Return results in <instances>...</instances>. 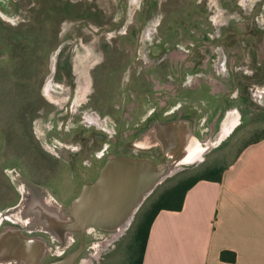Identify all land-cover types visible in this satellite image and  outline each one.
I'll list each match as a JSON object with an SVG mask.
<instances>
[{
  "label": "rangeland",
  "instance_id": "rangeland-1",
  "mask_svg": "<svg viewBox=\"0 0 264 264\" xmlns=\"http://www.w3.org/2000/svg\"><path fill=\"white\" fill-rule=\"evenodd\" d=\"M138 1L0 0V213L12 211L22 201L19 175L38 190L35 200L47 194L55 205L67 209L83 184L98 177L107 159L146 158L145 148L136 143L147 130L152 97L162 92L163 101L171 104L162 102V118H174V113L166 116L164 108L173 109L180 96L174 89L181 86V67L190 65L188 69L211 72L215 80H222L226 77L218 75L215 66L227 65L228 88L240 83L236 104L245 112L256 106L264 112V105L254 98L257 89L264 90V53L255 45L264 42V0ZM228 39H234L229 51ZM154 47H162V57L166 54L161 78L146 58ZM66 50L71 90L64 75L53 70L55 56ZM139 66L154 73L157 80L151 76L149 81L155 86L161 79L162 87L142 89L132 83ZM52 78L54 101L43 92ZM185 80L187 87L194 84V79ZM85 130L98 132L102 140L98 138L97 148L83 156L78 133ZM92 161H100L99 167L91 166ZM191 167L180 166L159 184L122 231L121 242L117 232L90 228L78 264H126L125 243L138 218L173 179L193 172ZM28 219L22 221L27 224ZM23 229L26 235L44 238L51 259L75 251L81 242L80 234L68 237L62 227L52 233ZM59 231L65 239L53 234Z\"/></svg>",
  "mask_w": 264,
  "mask_h": 264
},
{
  "label": "crops",
  "instance_id": "crops-1",
  "mask_svg": "<svg viewBox=\"0 0 264 264\" xmlns=\"http://www.w3.org/2000/svg\"><path fill=\"white\" fill-rule=\"evenodd\" d=\"M189 66L178 73L181 86L174 91L180 96L173 109L164 108L166 116H175L162 118V149L169 160L180 161L189 136L209 147L190 164L193 172L173 179L153 200L182 179L201 177L186 193L181 211L158 213L142 264H264V112L257 106L245 112L236 104L240 83L228 88L227 65L215 66L227 78L222 80ZM185 79H194L190 94ZM135 229L125 243L126 264H132ZM224 250L235 252L236 262L223 261Z\"/></svg>",
  "mask_w": 264,
  "mask_h": 264
},
{
  "label": "water",
  "instance_id": "water-1",
  "mask_svg": "<svg viewBox=\"0 0 264 264\" xmlns=\"http://www.w3.org/2000/svg\"><path fill=\"white\" fill-rule=\"evenodd\" d=\"M178 165L176 159L156 163L133 156L109 158L98 178L85 184L64 211L68 219L62 228L69 235L81 234L79 247L51 264H76L85 249V235L90 228L121 233L126 224L133 223L146 198L180 169Z\"/></svg>",
  "mask_w": 264,
  "mask_h": 264
},
{
  "label": "flooded vegetation",
  "instance_id": "flooded-vegetation-1",
  "mask_svg": "<svg viewBox=\"0 0 264 264\" xmlns=\"http://www.w3.org/2000/svg\"><path fill=\"white\" fill-rule=\"evenodd\" d=\"M247 1L248 0H245V2H247ZM133 2H134V4L135 3L138 4L139 1L138 0H133ZM227 41H228V46H227V50H228V49H231V47H232L231 43L234 41V39H228ZM263 43L264 42L262 40H259V42L257 44H255L256 48L259 49V51L262 54L264 53ZM233 51L239 52L240 49H234ZM163 53H164V50L162 49V47H154V49L150 53L148 52V54L146 55V58H148L147 62H149L151 65L155 66V68H158V72L157 73H159V75H158L159 78L162 77V62H164V60L166 58V54L163 55V57H162ZM69 54H70V52L66 50L65 52L60 54V58L59 59L57 58V55H56L55 56V60H54L53 70L55 68L56 63H58L59 64V71L57 72V75L58 76L59 75H64V77L67 79V81L70 84V90H71V88H72V75H71L70 70L67 71V61L69 59ZM137 59L139 60L140 57L138 56ZM215 60H216V58L213 59V63L212 64H214ZM226 61L229 62V56L228 57L226 56ZM133 63L137 64V65L139 64L138 62H133ZM237 63L238 62L235 61L233 64L237 65ZM234 67L238 68L239 66L238 67L234 66ZM142 70H143V67L139 66L138 72H136V74H134V76H133L132 83H134V84L136 83L135 85L137 87L142 88V89H151V88L156 89V87H158V86H159V88L162 87L161 79L158 80V82H157L158 84L156 86L154 85V83H155L154 81L153 82L151 81L152 84L149 81L150 80L149 77H151V76H152V78L154 80H157V78L154 76L153 72H149L148 71V73L147 72L145 73ZM52 79L50 81H48V83L45 85V87L43 89V92H44L45 96H46V93L48 92L49 96L53 97V94H54L53 91L55 89V83L56 82L54 81V79L53 80ZM140 88H137V89H140ZM142 93H144V92H142ZM262 93H264V90L262 88H259V89H257L254 92V97L259 101L258 94H262ZM145 94L148 95L149 93L146 92ZM150 94H152V93H150ZM152 100H153V105L154 106H153V109L151 110V114L148 116L149 122L144 125V129H147L148 131L150 129H152V128L154 129L155 136H156L155 140H157L158 144L153 146V147L145 148L144 152H145L146 158H149V159L153 160L156 163H160V162H162V159L164 161L165 160L169 161V158L166 155H164V149H162V92H160L158 96L154 95L152 97ZM147 125L149 126V128H147L148 127ZM147 130L145 131V133L147 132ZM98 138H100V136H98V132H95V131H86L85 130V131H82V132L78 133V140L81 143L80 144V146H81L80 150H81V154L83 156H86V154L89 152L88 150L90 148H92V149H96L97 148L95 146H97V144L99 142ZM100 139L102 140V138H100ZM90 140L91 141L94 140V142H93L94 144L91 145V146L89 145V141ZM89 155L93 156L92 153H90ZM144 157H141V158H144ZM99 162L100 161H97L96 164H95L94 161H92L90 164H91V166L94 165V167L96 166V168H98L99 167V165H98ZM103 166H100L98 174H100L101 169H102ZM97 178L92 179V181H90V183L94 182ZM19 180H20V192L22 194V201L12 211H9L8 213H4V214L0 213V237H1L2 234H5L8 230H12V232H13L12 234H15V230H17V231L20 232V234L22 236H24L26 238H29V239H31V238L40 239V241L38 240V243L41 242L40 243L41 245L45 244L44 247H43L44 251L42 250L43 253L41 255V253H37L39 251H36L34 248H31V249L28 250L27 255L25 257L17 258V259H10V260H0V264H8L11 261L18 262V264H21L22 262H26L27 264H51L52 262L57 261V260L65 257V256H67L72 251L69 252L68 254L63 255L62 257H59V258L51 259V258L47 257L48 256L47 254H48V251H49V248H48L49 245H47V242L44 240V238H41L40 236H37V235H34V236L26 235L24 233V229L23 228H27L25 230H29V231H42V230L43 231H47V230L44 227L41 228L38 224L36 225V223H35V225H33L32 222H30V223L27 222V224L30 225V227H29L28 225L22 223V220H23L24 217H28V216H24L23 213H34V214L35 213H42V211H41L42 207L41 206H43V201H42L43 199L46 202H48L49 204L54 199H52L50 196L45 194V196L42 197L41 200H39V202H38L37 200H35L33 198L34 196H36V194H37L36 191L37 190L35 191L34 188L30 187V184L27 182V180L25 178H22L21 175H19ZM85 184H87V183H84L82 188L84 187ZM82 188H81L80 192L82 191ZM80 192H79V194H80ZM79 194H78V196H79ZM27 196H28V198H27ZM24 199L31 200V202L28 203V207H26L25 211L22 209V203H23ZM45 207H47V206H45ZM64 211H66V208H64ZM18 213H21V214H18ZM35 216H36V214H35ZM33 217H34V215H33ZM5 219L11 220V221H13L15 223H19L23 227H18V226H14V225L5 224V222L3 221ZM130 225H128V226H130ZM128 226L126 227L127 229L129 228ZM126 228H125V230H126ZM102 231H104V230H102ZM47 232H49V231H47ZM104 232H107V231H104ZM107 233H111V232H107ZM58 234H60V236L63 239H65V236H64L65 234L63 232L59 231ZM3 236H5V235H3ZM8 238L15 240L14 236L13 237H8ZM81 241H82V236H81ZM105 243L107 245V241H105ZM36 255H39L40 259L37 262H34L33 257L36 256ZM82 255H83V253H82ZM82 255L77 260L76 264L79 263V261L81 260Z\"/></svg>",
  "mask_w": 264,
  "mask_h": 264
},
{
  "label": "bare ground",
  "instance_id": "bare-ground-1",
  "mask_svg": "<svg viewBox=\"0 0 264 264\" xmlns=\"http://www.w3.org/2000/svg\"><path fill=\"white\" fill-rule=\"evenodd\" d=\"M57 58H60V55H57ZM59 71V64L56 63L55 68H54V74L56 75L57 72ZM53 80V79H52ZM46 97L50 99L51 101H54L52 96H49V93H46ZM258 99L259 101L264 105V94H258ZM155 131L154 129H150L147 131L145 134H143L141 137L137 139L136 145H138L141 148H149L153 147L158 144L157 140H155ZM187 143L184 144V147H182L180 153V161L179 164L180 166L182 165H190L197 161L198 159H201V153L205 152L207 148L209 147H203L199 141H197L196 138H193L191 136L186 138ZM173 155V154H171ZM172 157V156H171ZM178 165V167H180ZM172 171H176V169H173ZM30 187L34 188L32 185ZM38 191V190H37ZM44 194V193H43ZM28 198V196H27ZM43 201V206L42 207V213H23L24 216H28V223L32 222L33 225H38L42 228L44 227L47 231L53 232L56 229H61L63 227L64 221L67 220L68 216L66 212H64V208L59 207L58 205H55L53 202L50 204L46 202L44 199ZM52 201V200H51ZM31 200L29 199H24L22 203V209L25 211L26 207H28V203H30ZM47 206V207H45ZM21 214V213H18ZM34 215V217H33ZM27 217H24L26 219ZM37 218L39 221H37ZM21 221V220H20ZM22 223H24L22 221ZM57 223V226L55 227ZM25 224V223H24ZM30 227L29 224H26ZM129 223L124 226L123 229H125ZM12 230H8L5 234H2L0 237V260H10V259H17V258H23L27 255V252L29 249L34 248L36 251H39L37 253H43V247L45 244H40L38 243V240L40 239H29L20 234L19 231L15 230V234H12ZM56 235V238H60L61 240L63 239L60 237V235L53 233ZM68 234V232H67ZM5 235V236H3ZM15 237V240L9 239L8 237ZM72 234H70L68 237H71ZM19 239V240H18ZM43 250V251H42ZM40 259L39 255H36L33 257L34 262H37Z\"/></svg>",
  "mask_w": 264,
  "mask_h": 264
},
{
  "label": "trees",
  "instance_id": "trees-1",
  "mask_svg": "<svg viewBox=\"0 0 264 264\" xmlns=\"http://www.w3.org/2000/svg\"><path fill=\"white\" fill-rule=\"evenodd\" d=\"M200 178L191 176L182 179L175 186L164 191L160 198L153 202L147 211L141 214L135 223L136 229L131 247L133 251L130 255L132 264H142L149 232L158 213L163 209L181 211L184 206L186 193ZM216 179L221 180V176ZM8 184L11 185L9 181ZM221 259L225 262L234 263L237 260V254L233 251L224 250L221 253Z\"/></svg>",
  "mask_w": 264,
  "mask_h": 264
}]
</instances>
